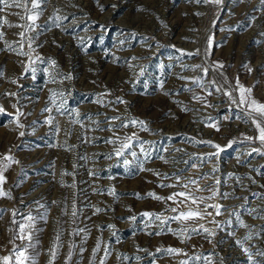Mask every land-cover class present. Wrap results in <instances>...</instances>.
Returning <instances> with one entry per match:
<instances>
[{
    "label": "rangeland",
    "instance_id": "obj_1",
    "mask_svg": "<svg viewBox=\"0 0 264 264\" xmlns=\"http://www.w3.org/2000/svg\"><path fill=\"white\" fill-rule=\"evenodd\" d=\"M197 12L202 15H195ZM54 13L68 17L59 28L49 19ZM252 17L255 20H251ZM3 18L13 25L23 23L17 15L7 12ZM37 23L42 28L33 45V56L39 54L44 62L33 65L37 69L35 79L31 72L24 73V65L29 63L27 57L8 51L0 52V66L5 71V77L0 79V93H18L16 98L0 95V105L11 114L0 115V154L11 149V154L19 161L5 173L8 179L4 188L11 191L12 199L0 198V209L6 210L0 218V255L7 254L12 248L9 240L14 232H10L9 228L16 227L11 225L13 209L20 213L16 219L21 222L28 214L37 217L36 227L43 230L38 234L41 247L47 249L60 226L58 221L63 222L64 229H71V209L75 200L77 207L82 210L78 226L91 230L85 245L88 251L84 253L82 264H88L90 250L100 234L94 226L107 224L116 225L121 243L112 241V244L118 253L143 258L140 262L133 258L123 264H151L148 253L137 251V246L148 252H155L157 247L175 246L183 248L188 256L211 254L214 264H221V261L223 264H249L247 254L235 243L236 239H243L248 230L238 227L235 218L231 227L227 223L221 225L223 231L214 224L200 221L205 227L216 231V235L210 238L213 243H209L204 235L193 234L185 243L169 233L162 236L146 235L141 230L143 220L138 214L143 211L160 212L165 205L152 199H136L131 193L139 192L143 196L154 190L159 195L167 196L176 189L159 188V180L151 172H138L135 167L130 171L123 166L122 160H108L99 156L100 153L112 151L113 146L102 140L81 143L78 139L81 132L79 125L70 126L69 116H61L53 111L52 115L57 117L62 129L59 136L55 135L53 129L43 123L48 113H42V109L46 103L52 106L48 103V90L57 89L64 91L63 98L67 101L68 109H78L82 115L91 114L94 119L102 121L104 115L97 113L114 116L117 112L94 103L97 94L110 91L112 96L107 99L122 97L127 104L116 106L119 113L143 119L153 130L152 133H139L144 141L150 142L145 147L153 152L152 159L145 164L146 168L168 176L183 170L182 182L188 177L197 178L207 174L209 178L201 179V185H212V177H218L224 182L221 191L231 192L235 189L234 196L223 200L217 198L218 202L228 212L237 210L246 224L264 226V220L249 216L245 208L241 207L244 200L237 198L248 197L249 207L264 209V200L250 195L252 192H264V188L260 187L264 185V175L253 171L255 167L264 173V157L255 154L248 157L247 152L255 145L242 142L245 135H254L253 129L250 124L235 118L239 109L233 107L229 111L227 97L214 92L207 97L214 107L205 108L192 98L193 93L184 91L183 87L188 85L199 95H205V92L192 84L190 79L179 78L202 77L206 88L211 90L208 81L213 78L227 88L228 84L234 85L239 77L245 87L254 86L253 96L264 102V36L260 35L264 32V8H261L260 0H222L219 5H197L189 0H48ZM21 30L18 27L0 28V31L5 32V39L14 46ZM209 37L213 39L211 55L205 56ZM3 46L0 42V48ZM197 49L200 54L195 57H181L177 51L193 52ZM24 50H28L26 45ZM50 59L56 60L55 68L49 63ZM217 61L224 67L210 70L207 77H203L199 69L193 71L183 67L197 64L209 66ZM242 65L251 67V73ZM44 69H48V73H71L73 79L63 84L49 83V75ZM141 69H144L142 76ZM9 78L16 79L18 83H10ZM159 80L165 81L163 89L158 86ZM165 92L171 95H165ZM174 101H180L181 104L177 105ZM14 103L26 114L20 117L23 128H18L13 122ZM182 106L188 111H182ZM225 115L232 118L223 119ZM212 122L218 123L219 132L206 126ZM68 129L72 135L66 138L63 130ZM21 131L25 133L24 136L19 135ZM130 131L123 129L121 134ZM88 135L107 138L111 133L95 131ZM66 139L68 144L75 146L73 151H65L62 147ZM194 140H211L222 148L231 140L236 143L222 151L219 157L201 161L199 157L216 149L195 143ZM132 150L139 155L138 145H134ZM85 155L89 159H80ZM159 156H163L164 160L159 159ZM126 157L132 159L128 153ZM237 158L243 163H238ZM193 163L197 165L196 168L191 167ZM214 165L219 168L216 173L211 172ZM64 170L75 175L62 176ZM90 170L96 172L97 176H90ZM227 173L240 177L244 187L237 185L235 178L228 179ZM109 176L114 179H108ZM248 176L254 177L258 183L252 184ZM61 181L64 184L75 183V187L62 186ZM173 182L171 179L165 180V183ZM111 186H115L116 191L122 194L118 201H114L110 195L93 191L94 188L107 189ZM200 194L209 195L207 192ZM65 205L66 215L62 214ZM89 205L114 211L93 215L94 209ZM46 209L47 222L39 219ZM228 212L215 219L226 222ZM131 215H137L135 222L124 219ZM170 226L178 227L176 223ZM111 231L106 228L103 230L105 240H109ZM232 231L235 232L234 237L228 235ZM69 239L66 231L64 240ZM75 239L79 243L80 237ZM16 243L21 242L17 240ZM244 246L255 252L257 248L264 249V240L254 238ZM66 250L67 245L63 251ZM186 258L183 255L171 257L157 254L156 264H179L180 260ZM46 260L47 256L41 253L39 264H46ZM57 264H62V258ZM108 264H121V261L114 255ZM190 264H204V261H190Z\"/></svg>",
    "mask_w": 264,
    "mask_h": 264
},
{
    "label": "snow or ice",
    "instance_id": "obj_2",
    "mask_svg": "<svg viewBox=\"0 0 264 264\" xmlns=\"http://www.w3.org/2000/svg\"><path fill=\"white\" fill-rule=\"evenodd\" d=\"M190 3H195L197 5H210L216 4L219 5L222 3V0H189ZM48 3V0H0V28L4 26L7 27H18L22 30L18 33L19 40L13 43L8 42L5 39V32L0 31V42L3 43V47L0 48V52L8 51L10 53H14L21 57H27L29 63L24 65V73L27 74L31 72L33 74V79H35V72L37 69L33 66L37 62L43 63L44 58H42L39 54L33 56L35 53V48L33 45L38 39L41 32L39 29L42 28V25L37 22L40 20L43 15L44 6ZM261 8H264V0H260ZM21 10L15 11L12 10ZM59 10H56L58 12ZM17 15L20 21L23 23L11 24L5 18H3L4 13ZM195 15H202V13H195ZM51 23L59 28L64 20H67V16L61 17L60 15L54 13L52 17L49 18ZM251 20H255V17H252ZM248 26H251V21ZM66 30V29H65ZM31 33V35L29 34ZM260 35L264 36V32L260 33ZM145 40L147 38H144ZM83 41L81 40V43ZM123 43V41L121 42ZM257 43H260L257 41ZM25 45L27 46V51H25ZM213 45L212 37L208 38V47L205 49V56H210V49ZM180 52L181 57H195L200 54L199 49L193 52H185L184 50H177ZM135 59V57L133 58ZM21 63H24L23 61ZM49 63L52 67L57 66V62L54 59H50ZM131 67V65H130ZM163 69V65L160 66ZM185 68H191L193 71L199 69L203 77H207L210 70H219L224 67L220 62H214L213 65L205 66L204 64L197 65H183ZM242 67H246L248 72L251 73L252 69L248 65H242ZM46 73H48V69H44ZM144 74V69H141L140 75ZM49 75V83L52 84H63L65 81L72 80L73 76L71 73L63 74V73H48ZM5 77L4 67L0 66V79ZM182 80H191V83L201 88L205 95L196 94L192 87L185 85L183 90L186 92L193 93L192 98L198 102L202 103L205 108L214 107V105L210 104L207 100L208 96H212L215 93H221L224 97L228 98L229 102V111L235 107L239 109V112L236 113V119L241 120L244 123L250 124L251 128L254 131V135H245L244 140L242 142H247L249 145H255L250 147V150L247 152V156L251 157L253 154L264 157V102H261L257 98L253 96V87H245L240 83L239 77L236 78L235 84H228V87L225 88L223 84H218L216 79H211L208 81V85L211 86V90L206 88L204 79L202 77L189 78L180 76ZM9 82L12 84H17L18 81L16 79L9 78ZM164 80L158 81V86L160 89L164 87ZM227 84V80H225ZM147 87V85H145ZM48 103L52 106L49 107L46 103V106L42 109V113H48L45 117L43 123L49 125L55 135L59 136L62 129L60 127V123L56 116L52 115L53 111L58 113L61 116L67 115L69 116V125H79L81 132L78 139L81 140V143H95L97 140H102L103 143L112 145V151L108 153H100L99 156H102L104 159L111 160L116 158L118 161L122 160L123 166L131 171L132 167L138 172L148 171L151 172L154 176H156L159 180L157 187L166 189L173 188L175 191L169 193L167 196L159 195L154 190L146 192L143 196L139 192L131 193L136 199H152L154 201L160 202L165 205L164 209L160 212L156 211H143L139 213V217L143 220V228L141 229L148 236H162L166 233L172 234L175 236L181 243H185L187 240L191 239L192 235H204V238L208 240L209 243H213V240L210 239L216 235V231L214 229L205 227L204 223H200V221H207L210 224H214L216 228H219L223 231L221 225L223 223H227L229 227H231L233 223V218H235V222L238 227L244 228L248 230L247 235L243 237V239H236L235 243L243 250L244 253L247 254V259L249 264H264V249L257 248L255 252H252L250 247H245V243L247 241H251L254 238L264 240V226H250L244 222L241 218L240 213L237 210H232L228 212V209L220 202L219 199H228L229 197L234 196L235 189L231 192L221 191V186L224 183L218 177H212L214 179V184L212 185H201V179H208L209 176L207 174L192 178H185L182 182L183 170L179 174H174L173 176H168V174H162L158 171H155L151 168H146L145 164L152 159L153 152L150 148H146L145 145L150 142L144 141L140 132H149L152 133V129L149 127L148 122L139 119L134 116H125L119 113V109L116 107L120 104H127L122 97H115L113 99H107L112 96L110 91H105L97 94L94 103L100 105L104 108H109L111 111L117 112V115L107 116L103 113H97L96 115H104V119L96 120L93 118L91 114H81L79 110H70L67 107V101L63 98L64 91L57 89H49ZM165 95H171V93L165 92ZM179 94V91L177 92ZM0 95L4 97H12L16 98L18 96L17 92H9L5 91L4 93H0ZM177 105H180V101H174ZM12 107L15 109V116L13 122L16 124L18 128H23L24 124L21 123L20 117L25 116L26 114L22 111L21 107H18L16 103L12 104ZM182 111H188V109L184 106L181 107ZM0 115H11L6 112L2 105H0ZM27 115H31L28 113ZM232 117L230 115H225L223 119L230 120ZM209 120L211 118L209 117ZM104 125V127H101ZM207 127L214 128L217 132L220 131V127L217 122L207 123ZM123 129H131L130 132H125L121 134V130ZM65 137H71L72 131L70 129L63 130ZM95 131H107L110 132L111 135L107 138L101 137H93L89 136V132ZM20 136H24L25 133L23 131L19 132ZM171 139V138H169ZM195 143L206 144L214 149L215 152L205 153L203 156L199 157L201 161L211 160L214 157H219L222 151H225L227 148L233 147L236 143L235 140L229 141V143L225 147H221L220 144L213 143L211 140H199L193 141ZM134 145H138L139 147V155L137 151L132 150ZM65 151H73L75 146L68 144L67 139L64 141L62 145ZM167 149H165L166 151ZM126 153H128L132 159L129 160L126 157ZM141 155L143 159H141ZM161 160H164L163 156L158 157ZM80 159L87 160L88 156H81ZM238 163H243L237 158ZM167 162V161H165ZM19 161L15 159V157L11 154V149L8 150L7 153L0 154V198L12 199L11 191L5 190L4 185L7 183V176L5 173L11 168L13 164H17ZM187 164L188 162L185 161ZM75 167V165H74ZM191 167L196 168V164H192ZM219 171L217 166H213L211 169L212 173H216ZM253 171H256L260 175H264V173H260L258 169L253 167ZM62 176H74V172H68L64 170L61 173ZM89 175L96 177L97 173L94 171H89ZM228 179L235 178L237 185L244 187L241 184V178L236 176L234 173H227ZM252 184L258 183L256 179L252 176L247 177ZM108 179H114V177L109 176ZM173 180V183H165V180ZM62 186L65 187H75V183L73 184H64L61 181ZM261 188H264V185H260ZM247 190V189H245ZM93 191L96 194H107L110 195L114 201H118L121 193L116 191L115 186H111L107 189L94 188ZM209 193V195H201L200 193ZM250 195L254 198L264 200V192H252ZM238 199H243L244 204L241 207L245 208V211L249 216L253 218L259 217L261 220H264V209H258L255 207H249L248 197H237ZM212 201V202H210ZM52 203H57L56 201H52ZM92 207L93 215H98L100 213H104L107 211H114L111 208H101L94 205H89ZM41 207H44L41 205ZM211 209V211H209ZM5 209H0V218H2ZM81 209L77 207V203L74 200L71 209V224L72 227L70 230H66L63 227V222L58 221V229L54 237L51 240L50 246L47 249L41 247V240L39 237V233L43 230L36 227L37 217L28 214L23 218V222L16 219L18 215H20L17 210H12V221L11 225L16 227H10L9 231L14 232V235L9 240V243L12 245V248L8 250L7 254L0 255V264H39V258L41 253L47 256L46 264H57L58 260L62 258V264H82L84 260V253L88 251L85 247L87 244L88 238L91 235V230L88 228H82L78 226V219L81 214ZM128 211H132L131 208ZM224 212H228V220L226 222L217 221L215 217L221 216ZM62 214H67V207L62 209ZM39 219L47 222V209L44 213H42ZM91 219V217H88ZM124 219H128L132 222L137 220V215H131ZM172 223H176L178 225L177 228H172L170 225ZM97 231L100 233L94 241V245L92 246L89 256H88V264H108L109 260L115 255L117 260L121 261V264L125 261H129L131 259H135V261L140 262L143 258L139 255H135L134 257H129L127 254L118 253L113 247L112 241H115L116 244L121 243V240L117 234L116 225L115 224H107L103 226L96 225ZM111 229V236L109 240H105L103 238V230ZM67 231V235L71 238L67 241L64 240L65 232ZM229 236H235V232H229ZM75 237H80L79 243H77ZM19 240L21 243L17 244L16 241ZM219 243V242H217ZM67 245V250L65 246ZM137 251L147 252L151 257V264H156L157 254H162L166 256H185L186 259L180 260L179 264H190V261L197 262L200 260L204 261V264H214L211 254L208 256H204L203 254L188 256V253L184 251L183 248L175 247V246H167V247H157L155 252H148L147 249L140 248L137 246ZM223 264V261H221Z\"/></svg>",
    "mask_w": 264,
    "mask_h": 264
},
{
    "label": "bare ground",
    "instance_id": "obj_3",
    "mask_svg": "<svg viewBox=\"0 0 264 264\" xmlns=\"http://www.w3.org/2000/svg\"><path fill=\"white\" fill-rule=\"evenodd\" d=\"M201 170V169H200ZM198 173V172H197Z\"/></svg>",
    "mask_w": 264,
    "mask_h": 264
}]
</instances>
